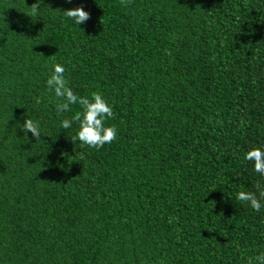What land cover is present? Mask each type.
<instances>
[{"label":"trees","instance_id":"trees-1","mask_svg":"<svg viewBox=\"0 0 264 264\" xmlns=\"http://www.w3.org/2000/svg\"><path fill=\"white\" fill-rule=\"evenodd\" d=\"M0 0V264H247L264 209V0ZM83 7L75 26L61 13ZM103 93L117 138H71L47 73ZM38 101V102H37ZM38 121L40 138L22 132Z\"/></svg>","mask_w":264,"mask_h":264},{"label":"clouds","instance_id":"clouds-1","mask_svg":"<svg viewBox=\"0 0 264 264\" xmlns=\"http://www.w3.org/2000/svg\"><path fill=\"white\" fill-rule=\"evenodd\" d=\"M41 4L42 0H36L30 7L28 16H40ZM61 13L66 14L76 27L89 18V13L83 7H76ZM65 71L64 64L55 63L47 73L45 80L47 91L58 100V103L55 104L57 114L67 113L72 105L79 104L81 106V110L75 112L71 119L65 118L60 122L61 127L68 129L72 127L73 122H78V130L71 140L88 147L99 148L113 142L117 138V128L114 124H106V121L114 115L112 104L99 91L92 92L90 96L78 95L69 86ZM20 128L22 132H30L33 137L40 138L41 130L38 121L25 118ZM244 159L251 162L254 173L264 178V148H250L245 152ZM255 189L256 191H236L234 197L252 210L259 212L264 209V183L256 181ZM247 264H264V251H257L255 255L249 257Z\"/></svg>","mask_w":264,"mask_h":264}]
</instances>
